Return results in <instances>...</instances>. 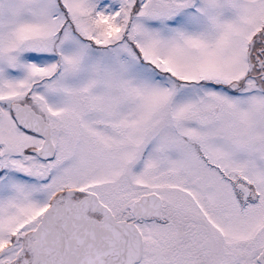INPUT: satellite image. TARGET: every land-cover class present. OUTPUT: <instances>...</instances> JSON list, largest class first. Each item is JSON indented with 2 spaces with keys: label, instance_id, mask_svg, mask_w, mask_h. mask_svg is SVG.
Masks as SVG:
<instances>
[{
  "label": "snow or ice",
  "instance_id": "1",
  "mask_svg": "<svg viewBox=\"0 0 264 264\" xmlns=\"http://www.w3.org/2000/svg\"><path fill=\"white\" fill-rule=\"evenodd\" d=\"M0 264H264V0H0Z\"/></svg>",
  "mask_w": 264,
  "mask_h": 264
}]
</instances>
